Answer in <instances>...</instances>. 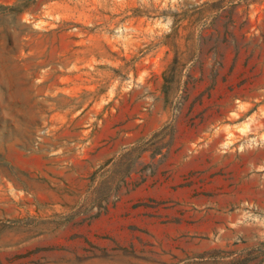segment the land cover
I'll use <instances>...</instances> for the list:
<instances>
[{"label":"rangeland","instance_id":"rangeland-1","mask_svg":"<svg viewBox=\"0 0 264 264\" xmlns=\"http://www.w3.org/2000/svg\"><path fill=\"white\" fill-rule=\"evenodd\" d=\"M0 264H264V0H0Z\"/></svg>","mask_w":264,"mask_h":264},{"label":"crops","instance_id":"crops-1","mask_svg":"<svg viewBox=\"0 0 264 264\" xmlns=\"http://www.w3.org/2000/svg\"><path fill=\"white\" fill-rule=\"evenodd\" d=\"M177 172V171H176ZM171 173L170 175H159L158 180L160 181L162 185V189H166L167 186L165 185H170L172 183H177V182H183L184 186L183 187H178L176 189H171L168 188V190L165 192L166 194H171L174 195L175 193L178 192H186L187 189V183L192 181V176L188 174V170H181L178 171L177 173ZM181 173V174H180ZM200 180H201V187L205 191H208L209 188H235V187H240L241 185L235 184L238 181H242L246 186L248 185V169L242 167L239 170L233 171L231 174L229 173H221L220 171H217L214 173L213 170H204L202 171L200 175ZM231 183V184H230ZM242 183V184H243ZM164 189V190H165Z\"/></svg>","mask_w":264,"mask_h":264}]
</instances>
